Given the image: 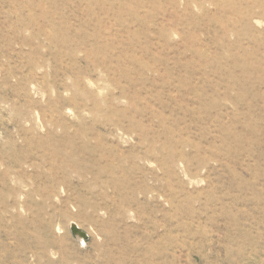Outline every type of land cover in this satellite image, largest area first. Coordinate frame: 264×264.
I'll return each mask as SVG.
<instances>
[{
    "label": "rangeland",
    "instance_id": "374dc122",
    "mask_svg": "<svg viewBox=\"0 0 264 264\" xmlns=\"http://www.w3.org/2000/svg\"><path fill=\"white\" fill-rule=\"evenodd\" d=\"M0 264H264V0H0Z\"/></svg>",
    "mask_w": 264,
    "mask_h": 264
},
{
    "label": "water",
    "instance_id": "95a60500",
    "mask_svg": "<svg viewBox=\"0 0 264 264\" xmlns=\"http://www.w3.org/2000/svg\"><path fill=\"white\" fill-rule=\"evenodd\" d=\"M71 232L76 237H78L79 235H82L84 238L87 237V235L82 230H80L76 225H72Z\"/></svg>",
    "mask_w": 264,
    "mask_h": 264
},
{
    "label": "bare ground",
    "instance_id": "6f19581e",
    "mask_svg": "<svg viewBox=\"0 0 264 264\" xmlns=\"http://www.w3.org/2000/svg\"><path fill=\"white\" fill-rule=\"evenodd\" d=\"M72 225H76L80 229V226L77 223L74 222ZM78 238L79 239H83L84 237L82 235H79Z\"/></svg>",
    "mask_w": 264,
    "mask_h": 264
}]
</instances>
